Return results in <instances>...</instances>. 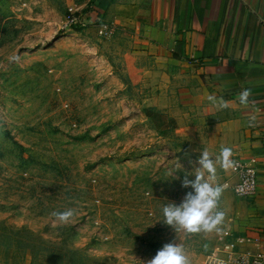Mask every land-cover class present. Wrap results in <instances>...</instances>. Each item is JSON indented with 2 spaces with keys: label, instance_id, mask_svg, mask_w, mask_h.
I'll return each mask as SVG.
<instances>
[{
  "label": "rangeland",
  "instance_id": "rangeland-1",
  "mask_svg": "<svg viewBox=\"0 0 264 264\" xmlns=\"http://www.w3.org/2000/svg\"><path fill=\"white\" fill-rule=\"evenodd\" d=\"M87 2L0 0V264H146L166 243L201 264L224 224L162 221L201 152L153 107L151 49L101 34ZM72 7L84 26L68 23ZM216 168L214 184L233 182Z\"/></svg>",
  "mask_w": 264,
  "mask_h": 264
},
{
  "label": "crops",
  "instance_id": "crops-1",
  "mask_svg": "<svg viewBox=\"0 0 264 264\" xmlns=\"http://www.w3.org/2000/svg\"><path fill=\"white\" fill-rule=\"evenodd\" d=\"M85 5L81 11L95 23L135 33L151 49L153 107L171 114L177 137L213 159L229 147L233 161L244 159L257 168L254 197L237 196L223 184L222 242L209 255L224 257L225 244L234 241L236 254L264 256V0H89ZM224 171L236 180L232 168ZM213 260L207 255L201 264Z\"/></svg>",
  "mask_w": 264,
  "mask_h": 264
},
{
  "label": "clouds",
  "instance_id": "clouds-1",
  "mask_svg": "<svg viewBox=\"0 0 264 264\" xmlns=\"http://www.w3.org/2000/svg\"><path fill=\"white\" fill-rule=\"evenodd\" d=\"M246 97L247 94H243L242 101ZM231 156L232 150L229 147H222L215 160L209 152L203 151L197 159L199 166L192 173L194 178L185 176L181 182L182 187L189 191L179 203L173 202L163 207L162 221L173 230L183 229L187 233H208L215 230L224 218V212L217 210L223 187L212 181L215 180L217 163L224 170L234 167L235 162ZM56 215L61 221H66L72 212ZM146 264H189V258L182 246L177 243H166Z\"/></svg>",
  "mask_w": 264,
  "mask_h": 264
},
{
  "label": "built area",
  "instance_id": "built-area-1",
  "mask_svg": "<svg viewBox=\"0 0 264 264\" xmlns=\"http://www.w3.org/2000/svg\"><path fill=\"white\" fill-rule=\"evenodd\" d=\"M68 23L85 25V18L79 9L70 8L67 15ZM97 27L101 34H109L117 30L116 26L107 24L105 22H98ZM235 164L232 170L236 176V180L233 183L226 182L225 185L230 187L233 193L237 196L244 198L254 197L257 193V168L247 162L244 159L234 160ZM243 240V239H242ZM236 243L234 241L225 244L222 252L225 256L220 258L213 254L208 255L215 264H262L264 261V256L251 254L250 252H245L242 254H236L234 249ZM213 262L211 264H213Z\"/></svg>",
  "mask_w": 264,
  "mask_h": 264
}]
</instances>
